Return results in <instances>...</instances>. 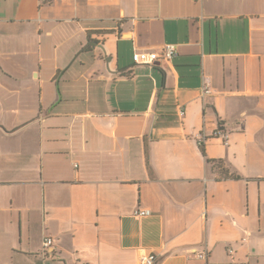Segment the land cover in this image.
Returning <instances> with one entry per match:
<instances>
[{"label": "crops", "instance_id": "0c3cea01", "mask_svg": "<svg viewBox=\"0 0 264 264\" xmlns=\"http://www.w3.org/2000/svg\"><path fill=\"white\" fill-rule=\"evenodd\" d=\"M142 253L264 264V0H0V264Z\"/></svg>", "mask_w": 264, "mask_h": 264}, {"label": "built area", "instance_id": "2783aa9c", "mask_svg": "<svg viewBox=\"0 0 264 264\" xmlns=\"http://www.w3.org/2000/svg\"><path fill=\"white\" fill-rule=\"evenodd\" d=\"M177 52V45L176 44H167L165 45L160 51H153V50H140L136 51L133 55V59L137 63L143 64H153L160 60H171ZM211 92L210 86L205 84L203 87V93L208 94ZM181 117H184L185 111L182 109L179 112ZM222 132L217 130L215 135L220 136ZM226 136V135H225ZM207 137L203 134L198 135V140L201 144H204V141ZM150 211L141 209L135 212L136 215H147ZM54 244L53 238L47 236L43 239V254L44 256H49L51 252L49 249H52ZM228 251L230 254L234 253V248L229 247ZM192 252L195 257L200 259L207 258V254L205 252L198 251L197 249H192ZM139 260L142 264H154L156 262V255L154 253H142L139 257Z\"/></svg>", "mask_w": 264, "mask_h": 264}, {"label": "trees", "instance_id": "16d2710c", "mask_svg": "<svg viewBox=\"0 0 264 264\" xmlns=\"http://www.w3.org/2000/svg\"><path fill=\"white\" fill-rule=\"evenodd\" d=\"M203 153L205 154L204 147L202 148ZM209 162L213 164V167L215 170H217L222 177H228L229 176V170L224 165V161L222 159H207ZM234 178H239V175L232 174L231 175Z\"/></svg>", "mask_w": 264, "mask_h": 264}]
</instances>
